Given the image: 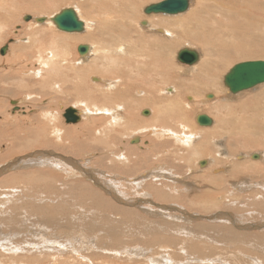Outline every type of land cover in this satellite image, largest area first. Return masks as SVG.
I'll list each match as a JSON object with an SVG mask.
<instances>
[{
  "label": "rangeland",
  "instance_id": "rangeland-1",
  "mask_svg": "<svg viewBox=\"0 0 264 264\" xmlns=\"http://www.w3.org/2000/svg\"><path fill=\"white\" fill-rule=\"evenodd\" d=\"M102 1L103 2H105V1L110 2V4L112 2V0H80V1L79 0H0V16L5 17V18H3V20H0V52H1L2 48H4L5 46H8V50L6 51L5 55H1V53H0V90H5V93H6V94L5 93L0 94V134L3 135V136L0 135V145H1L0 146V148H1L0 149V171L1 172H3L4 170H7L8 166L10 165V163L12 161L19 159V158H22V157L26 158V155L32 154L33 151L34 152H36V151L40 152V149H41V150H43L42 152H48L47 150H44L46 148L43 147L41 144L34 143V141L37 139V136L32 135V134H34V135L37 134L38 131L41 135H44V136H46V134L48 132L49 133L53 132L51 130H48L45 125L40 123L41 122L40 116L45 114L46 112H48L46 114H48V116L51 117L50 118L51 124H52L51 120L53 119V115L55 116L54 119L56 121L53 122L52 127L56 126L57 129L59 128V132L62 131L64 133V131H63L64 129L65 130L80 131L78 129H81L82 127H84L85 125L88 124L86 126V128H83V129L85 131H87L86 129L90 128L88 130V132L95 134L94 137L96 139H93L92 142L94 141L95 144L98 147H100V149H102L103 147L105 148L106 146L108 147L109 144H108L107 140H105L104 137L103 138L100 137L103 135L104 131H98L99 124L97 122L91 121L94 118L106 119L105 117H102L101 115H99V117L96 116V117H89L86 119H82L77 124H67L66 120L64 118L65 111L69 108H74L73 107L74 104L73 103L72 104H65L61 98H54L53 99V97L55 96L56 88L59 87L58 83L59 82L61 83L62 80H63L62 83H65L66 81L68 82L70 80V78L72 77V75H74L73 77L76 79V82L72 85H75V84L77 85L79 77L77 79V77H75V76L77 75V72H78L77 68L80 65L78 64L79 61L76 58L82 57L81 56L82 54L78 51V48L80 46H87V45L90 46L91 44L89 42H82V43H78L75 45L72 43V41L70 39L64 38L66 42L68 41V43L74 45L73 48L71 49V52H70L71 55L69 52L67 53L68 56H70L69 61H71L72 57L74 58V56H75L74 59H76V60L72 59V61L70 62L71 64H69V63H65L64 59L62 57H60V60H61V58L63 59L61 61V62H63L62 64H64L60 68H62V73L64 72V69L66 70L65 71L66 73L65 72L64 73L66 75L68 73L67 76H68L69 80H66L67 78L65 79V74L63 73L64 75L61 78H64L66 81L64 79L60 78L59 79L60 81L58 80V82L55 81V83H54L53 79L50 80V78L54 77V74L51 73V71L53 72L54 67L53 68L50 67V63H49L50 61L48 59L47 53L49 51L52 53L54 52L55 55L56 54L58 55V59H59L60 54L62 55V51H65L64 47L62 46L65 41L62 39H59V38H57V40H53L51 37H49L48 35H46L44 33H39L37 35L34 34V35H32V39H29V37L27 35V33L30 32V28L32 29L34 27V29L35 28H41V29L43 28L44 29L43 32H46V33L52 32L55 35H65V36L69 35V36H73L75 38H79V37L86 35L87 29H85L83 33H65V32L58 30L57 27L53 23H51V24L45 23L43 25H41V24L35 25L34 23H32V21H30V22L25 21V18L27 16H30L32 19L39 18V17L52 18V16L54 17L55 15L59 14L62 11V9L64 10V9H67L68 7H71L74 10H76V8L78 9V11L76 10V13L79 16V19L85 23V25L86 24L90 25V22H95V21L98 22L100 20H102V22H105V21H103V19L107 20V19L113 18V16L111 14H109V12H111V11H106L107 8L103 10L102 9L103 7H102L101 9L95 10L94 8L93 9H91L89 7L83 8L81 6L84 4L85 5L91 4L92 5V4H95L94 2H102ZM162 1H165V0H123L121 2L120 8L122 11L119 8V11L121 13L122 12L123 13H129L130 12V10L128 9V5H131L133 8L132 11H133V15H134V18H133L134 20L128 21L129 30H131V26H132V30H131L132 35H134L137 30H144V32L148 36L153 35L154 33L161 36L160 32H158V33L155 31L150 32L151 31L150 28L144 26L142 23L147 22V23H149V25L151 24L152 26L155 27L154 23L159 18L163 19V20H174V19H178V18H185L188 14H190L196 8V6L198 4V0H191V6H190L189 10L183 14H179V15H175V16L154 15V16L149 17V15H146L144 13V7L146 8L149 5L157 4V3H160ZM201 2L203 4H206V5H209V4L217 5L218 4L217 0H201ZM246 2H247V7L250 9V13L253 15V18H251L252 21L257 22L256 24L253 25V22L251 21V23L248 27L249 29L247 30L248 40H249V42H253L252 38H255V39L257 38L259 40H262V39H264V0H246ZM234 7H236V9H235L236 13L235 14H239V12H237V8L245 10L239 4H235ZM139 8H140V13H137V10ZM191 8H193V10H191ZM80 10H82V11L84 10V11L82 12ZM6 11H7V14H6ZM107 14H109V15L107 16ZM209 17L212 18L213 21L211 19H209ZM0 19H2V18H0ZM144 20H146V21H144ZM220 20H221V16L218 15V13H212V15H207L205 17L204 26L207 29H209L214 25V21L218 23ZM234 20L236 21L237 18H233V19L222 18V21L227 23V24L230 22H234ZM163 26L165 27V25H161L158 28L163 29L164 28ZM224 26H226V25H224ZM104 27H107L105 23H104ZM103 31L105 33L111 32L110 28H104ZM195 32L196 31L194 29H190L188 34H187V37L191 33H195ZM128 33L130 34V31ZM220 33L223 35L222 32H220ZM207 35L210 36V32H207ZM42 37H44V38H42ZM243 37H244V35L238 34L236 37L233 36V39L230 40V42L236 41L234 43V45H235V49L237 52V53L235 52L234 55H232L233 59H231V60L225 61V59H223L224 52L222 51L221 48L213 50V54L215 57V59H214L215 64L216 63L218 64L220 62H223L224 66H226L228 64L226 66V68L224 69V71L221 73V76H223V77H221V84L223 85L224 91L226 90V88L224 87V84H223V78L225 75H227L226 73H228L232 69L231 68L232 66L234 67L238 63L240 64V62L243 63L245 61H259V60L264 61V51H262V50H259V53L257 55H250V56L249 55L248 56L247 55L246 56L241 55V53H244V52L256 51V49L250 43L246 44V45L245 44L239 45V44L243 43V41H241L243 39ZM109 38L111 39V34L109 35ZM105 39H106V42L108 41L107 42L108 44L111 42V41L109 42V40L107 38H105ZM28 40H29V42H28ZM60 40H62L64 42H62ZM212 41H221L222 43H226L225 41L229 42L227 40V38H225V37L212 38ZM55 42H57V43L55 44ZM211 42H208V49L209 50H211ZM15 46L24 47V51L17 50V52L20 53V54H18V56L20 55V57L16 59V62L13 60L9 61L10 54L12 53ZM175 47H176V49L174 50L173 58H172V60L169 59L168 62L171 63L173 66H175L176 70H181L180 71L181 73L178 72L180 79L186 78L189 76V73L187 72V70H189V69L192 70L194 68H197V66H199L203 61H205V59H207V58L209 59V55L207 54V52H208L207 49L205 50V48H203L199 44L190 45V43L187 40H185L182 32H181V41L176 42ZM109 48H110V46H109ZM183 48H188V49L192 48V50L197 51L199 54L201 53L200 54L201 59L195 65H193L194 67L193 66L189 67L188 65L183 66L184 64H181L176 59L178 51H180ZM107 53H108V54H106L107 56L109 55V53H111L110 49H109V51H107ZM84 54H86V53H84ZM13 55H14V53H13ZM110 56H111V54L108 57H110ZM210 58H211V56H210ZM92 59H93V56L90 53L87 57V61L84 63V66H89L90 63H88V64H86V63L92 62L93 61ZM222 59H223V61H222ZM21 61H23V63ZM75 61H76V63H75ZM106 61L102 62L101 64H98V62H96L93 68L96 67L95 69H97V70L94 69L93 71H90V70L85 71L83 73L84 77L80 74L81 78L79 79V81L82 82V84L86 85V86H87V82L89 83L87 86L88 89L86 88L87 91L90 92L89 97L90 96L96 97L98 94L97 92H92V88L89 89L90 84L96 85L95 81H92L91 78H93V77L94 78L96 77L97 79L99 78L98 80H100V82H101L100 83L101 85L99 84V86L101 87L102 90H106V83L104 81V79H105L104 76L111 75L115 78V77L121 75L119 73H123V72L125 73L126 72V67H124L122 65V63H119L116 60H106ZM46 62L49 64V66ZM15 64H17V66H15ZM72 64H73V66L74 65L75 66L73 67ZM43 66H46V69ZM63 66H65L64 69H63ZM71 66H72V68H71ZM81 66H83V65H81ZM224 66H222V68ZM75 67H76V69H75ZM41 69H43L44 71ZM47 70H50V71L48 72ZM55 70L57 72L58 71L60 72L59 68L56 69V67H55L54 71ZM83 70H85V69H83ZM182 70H183V72H182ZM28 71H30V73H31L30 75H29ZM38 71H39V73H40V71H43L40 73L41 77H39V80H38V77L35 76V74H37ZM184 72H185V74H184ZM32 73H34V75ZM32 76H34V78ZM49 76H50V78H49ZM85 77H86V79H85ZM45 78H47V79H45ZM83 78L85 79V82H84ZM143 78L141 77V78H133V79L137 80L138 83L140 84V83L145 82ZM25 79H26V81H25ZM31 79H32V81H31ZM87 79H88V81H87ZM127 79L130 82V79L129 78H127ZM102 81H103V83H102ZM44 83H46L45 84L46 87H45ZM52 83H54V86ZM32 84H33V86H32ZM41 84H43V85H41ZM40 86H43V88L45 87L44 88L45 91H51L52 96H53V94H54V96L50 98V97H40V96L31 95L32 97L31 98L29 97V99H28L26 93L20 95L16 92L19 89L22 90L25 87H27L25 89H26V91L29 90L28 91V93H29L30 91L33 92L34 88L36 90L39 89ZM165 87H167V86L161 85L159 88L161 90H163ZM170 87L172 88L173 84L168 86V88H170ZM262 87L264 88V84H262L258 88H255V89L249 90V91H244V92H241L237 95H231V94H228V92L222 93V95H221V93H217L215 91L205 92L202 95H194L191 93H185V94L178 97L177 105L183 111L192 113L190 116L188 125L190 126L191 129H193V131L195 133H198V132L201 133V130H204L196 122V118L198 115H201V114L202 115H208L209 117L213 118L215 121L214 127L218 126V122L221 118H224L223 115H225V114L221 110H217V112H209L208 108H207V106H209L208 104H211V102H213L215 100H219L218 98L219 97L222 98L224 96L223 94H225L224 97H226L227 95H230L231 98H227V99H221L220 98V100L215 103L216 105H218V106L223 105L225 107H234V106H237L241 103V105L244 108L234 107V109L232 108V110H228V112L231 114V116L232 115H235V116L240 115V116H244V117H249L251 122L258 123L259 121L264 120V112L262 114L258 115L259 111L261 109V106L264 105V89H262ZM151 88L153 89V87H151ZM35 89H34V91H35ZM209 93L212 95L215 94L214 95V97H216L215 100L204 98L205 95H209ZM93 95H95V96H93ZM33 96L35 97V101H34ZM130 96L127 98L130 101L129 107H131L133 112L136 113L138 108L140 107L139 105L142 106V104L144 102L141 103L142 102V99L140 98L141 96L137 95V93L135 95V92L133 94V91L132 92L130 91ZM136 97H137V99H136ZM130 98H132V99H130ZM191 98L194 99V101H193L194 103L191 102V100H190ZM233 98H234V100H232ZM204 99L206 100V102H202L199 105L196 103V102L203 101ZM237 99H239V100H237ZM207 101H208V103H207ZM14 102H17V103L14 104ZM56 102H58V103H56ZM138 103H140V104H138ZM132 105L133 106L136 105V106L133 107ZM15 106L18 107V110H16L17 107H15ZM84 106H85V101H83L79 105L77 104L76 108L77 109L79 108V110L83 111L85 109ZM92 106H93V104H92ZM258 106L260 107V109ZM182 107H184V109ZM92 108H94V106ZM143 112H147V114L149 112V115H145V114H143ZM140 113H141L140 115L142 118L143 117L148 118V117H151L153 115V111L150 107L142 108L140 110ZM124 118H127V116H125ZM46 121H47V119H46ZM46 121L42 120V122H46ZM90 122H92V123H90ZM103 128L104 127L100 128V129H103ZM208 129L209 128H207V130ZM211 129H213V128L211 127ZM64 136H65V134H64ZM134 136H136V137H133V136L128 137V138L124 137L125 139L123 138L124 140L122 141V143L121 142L119 143V145L116 147V150H115V151H117L115 153V156H117V158H114L112 155L110 156V151L108 153V150H106V152L104 153L106 156H104V158H101L102 160H100L101 152L96 151V149L94 151L89 150V152L88 151L85 152L86 150L84 149L85 153L82 152V154L77 156V154H74V152L72 151L73 148H71L70 139H67L66 136H65L66 139L64 141L62 139L61 140L63 142H65L68 146L70 145V147H68L67 150H61L60 148H56V147H48L49 151L51 150L50 152L54 151V152H58V154L62 153L61 154L62 157H65V159H70V160L72 159L73 161L77 162L79 165H82V163H83L82 161L86 160L87 158L89 159L91 157V163H89V161H88L86 164V162H85V164L83 165L84 166L83 168H85V169L87 168L90 170L92 168V170H94L97 173V178L102 182V185L104 184L103 183L104 180L108 183L113 182V179L115 181L117 180L118 183L116 184V188L119 187V190L121 191V193L123 192L124 194H126V196L122 195V197H121V195H120L121 193L118 194V192H116V194L118 196L120 195V197L123 198V200L126 199L125 201H127V204L132 202L129 205H127V204L123 205V204L118 203L117 199L114 196H111L109 194V192H107V191H111L112 188H108L107 191L100 189L99 185L97 186V184L94 182L93 179L88 178V173H89L88 171L83 172L84 170H81L80 168L77 169L78 167H76L75 165H70V162L69 161H68L69 163L66 162L64 158L60 159L58 157L53 158L51 156H46V155L43 156L42 159H45V158L47 159V157H48V159L51 157L50 158L51 160L56 159V162L54 163L55 165H57L56 169H55V167H50L51 166L50 163L47 162L45 164L49 163L48 165H50V166L46 165V167H44V168H41V167H31L30 168V166H29V167H27L28 168L27 169L24 165H20V166H18L20 168H18V167L16 168L17 170L16 169H10L6 173H3L0 176V193H1L0 194L1 195L0 196V238H1L0 239V264H8V263L9 264H21L20 260L22 258H25V257H31L32 259H40L41 258L40 260L36 261V264H38V262H40V261L42 264H43V262H44V264H52V263L53 264H151L150 262H152V261H149V259H148L149 257L152 259L155 258V261L158 262L159 264L163 260H164V262L168 261L167 264H170V263L172 264L174 262H175L174 264H177L178 263L177 261H180L181 259L184 258L183 256L181 258L179 256L180 253L184 252L180 248H183L185 251H187L188 254H190V252H192V249L188 248V246H187L188 243H189V245H191V244H194V243H197L200 241H201V244L207 245L208 247L216 249L219 254L225 253V256L228 255L227 256L228 258L227 257L226 258L230 259L231 261L234 260L233 257L238 256V257H242L243 258L242 260L244 262H246L243 264H264V243L262 242V245H261L262 247L260 246V244H257V243H259L257 238L264 236L263 235L264 234V226H261L264 224V222H263L264 217L262 218L257 213H256L257 214L256 215L255 211H253L251 213L245 209L244 212H242L240 209H238L239 207L238 208L234 207V208H231L229 210H225L223 208H220V209L211 208L210 211H206V210H202L201 207L194 205V202H193V199L195 197L201 196L200 193H202V195L205 193L215 194L218 199L219 198L223 199V202L226 204H241L243 202L246 203L245 201H248V199H252V197L255 198V196L258 197L259 194H260V197H258L257 199H259V200L264 199V193H263L264 192V160L258 161L259 158H257L256 160L255 159L252 160L249 156V155H253L254 153H258V152L264 154V131L260 135H258L256 137H252V140L254 141L253 144H247L244 141H241L240 143H234V142L230 141V144L228 145V143H226L224 141L225 143L223 142L221 147L225 148L227 154L224 155L225 157H221L222 159L220 158V156H219L220 159L217 156L216 158H217L218 162L214 161L213 165L210 168L208 165H206L205 167H200V165L198 164V162H201V160H203V161L208 160L209 161L208 157H200L199 156V158H198V155H194L195 153H192V152H191V154H189L188 157H186V154H187L186 152H184V151L178 152L177 147H181V146H176L175 145L176 143L173 142L174 140L169 139L167 141V145H170V146L174 145V146H172L173 147L172 149L170 148V146H167L165 149H167L166 151H172L171 152L172 155L174 153L173 156H175L178 160L181 161V162H178V160H177L176 161L177 164L175 165L176 168H178V169L180 168L179 171H178V169L174 170L169 166H167V167L165 166V168L164 167L163 168L157 167L159 164L157 166H154L152 164L153 161H151V160H153V158L151 156H148L150 158V163H147V162H149L148 159H144L146 161H144L145 163L143 164V158H142V163H141L140 162L141 157L139 159V157H137V156L140 152H144L145 150H147L149 148L148 147L149 146V140H146L141 135H134ZM15 138H17V140L19 142L16 141ZM135 138L139 139L138 144L141 143L140 145H142L144 148L138 149L139 153L133 154V156H131V154L133 152H130L129 150H127L126 147L132 146L133 144L131 143V140L133 141ZM11 139H14V140H11ZM25 139H27V140H25ZM96 140H97V142H96ZM207 141L211 142V139H209ZM11 143H12V145H11ZM14 143H15V145H14ZM23 143H26V144L31 143V144H33V146L31 148H25V150H24V148L22 149V147L18 148V146L23 145ZM17 144H18V146H17ZM138 144H136V145H138ZM235 144L237 147L235 146ZM240 146H242V147H240ZM188 147H191V146L188 145ZM89 149H93V148H89ZM185 149L187 150V148H185ZM214 149L215 148L213 147V150ZM237 149H239L240 151H238ZM173 150H175V151L173 152ZM91 151H92V153H91ZM247 151H249V152H247ZM134 152L137 153V151H134ZM163 152H165V150H163ZM209 152H211V149H209ZM79 153L80 152L78 151V154ZM175 153L176 154L178 153V155H176ZM22 155H24V156H22ZM184 156H185V159L182 158ZM118 157H119V159H118ZM132 157L134 160L132 159ZM240 157L242 159H240ZM59 159H60V161H59ZM104 159H106L107 162L103 161ZM130 159L133 160V163H132V160H130ZM212 159H214V158H212ZM114 160H117V162L115 163ZM169 160H171V159H169ZM189 161H191L192 163L190 164ZM254 162H256L257 165ZM121 163H122V165H121ZM155 163H160V162L155 161ZM134 164L141 167V168L138 167L139 168L137 170L138 176L135 175L134 177H129V176H126V174H121V167L122 166H126L127 168L132 169L131 167H134ZM142 164L144 165V167L142 166ZM164 164L169 165V162L165 161ZM58 165H60V167H58ZM69 165H70V167H68ZM111 165L114 167L112 173L104 171V169L106 170ZM181 165H182V167H180ZM3 167H7V168L4 169ZM154 169L156 170V172ZM70 170H74L78 175L75 178H71L70 175H66ZM189 170H190V172H189ZM99 173H103L105 176H103ZM44 174L50 175L52 177L51 180H53L55 183H57L58 187L60 189L65 190L63 188V186H61L62 184L68 183V184H75L76 185V183H83V184H86L87 186H89L93 190V192H91V193L98 192L104 199L109 200L114 205L122 207V208H128V207L133 208V210L136 211L135 213L138 214V215H136V217H138V218L140 217L138 219V221L141 222L140 224L143 228L137 229V227L132 226L131 223H129L127 225L125 223H123L124 225L121 224V226H120L119 224L115 223V222H117L118 217L112 216V214H110V212H106L103 210L95 209V211L92 210L90 213L89 212L87 213V211H85V208L80 207V205L78 203V199L74 197L75 194L71 191L72 190L71 188H67V191L65 190L66 192L63 195H62V193L54 194L50 190H48V193L41 194V193H37L35 191V189L33 190L32 187H29V186L23 184L22 183L23 181L21 183H19L21 185H20V188L18 190H12V188H14V187L12 185L7 184L8 181H11V180L20 181L26 177H29V178L42 177L43 178ZM150 174H151V176H150ZM159 174L164 176L163 186L162 187L159 186L160 188L167 187L165 189L170 194L171 193L176 194V195L184 194L186 196L185 199H189L187 201L189 203L191 202L192 206L186 205L183 202L182 203L181 202H175V201L160 202L155 198V196L153 197L151 195V193H150V195H148L147 193H149V192L147 190V186L151 185V184H156V183H154V179L157 180V178H155V177L158 176ZM217 174H219V175H217ZM209 177L210 178L211 177H219L220 179H218V180L220 181V185L215 186V185L207 183L206 179H209ZM135 178L137 180H135ZM132 180H133V183H131ZM202 180H203V182L204 181H206V182L202 183ZM137 183H140V184L143 183V184H141V185L138 184V186L136 187ZM174 185L176 186V188ZM252 186H254V187H252ZM130 188H132V189L130 190ZM136 188H138L139 190H135ZM7 189L8 190L11 189V190L8 191ZM184 189H189V192H191V193H189V192L186 193V191ZM173 190H175V192H173ZM177 191L179 193H177ZM233 191H235V192H233ZM258 192H259V194H258ZM250 193H251V195H250ZM252 193L254 195H252ZM34 194L37 197H35ZM143 194H144V196H143ZM255 194H258V195H255ZM33 197H35V199ZM138 200L143 201V202L145 201V204L144 205L143 204L138 205V203H137ZM32 203H34L35 208L34 207L33 208H31V207L26 208V206H31ZM40 204H41V206H40ZM21 205H23L24 208ZM131 205H134V206H131ZM149 205H151V206H149ZM17 206L21 210L19 213L14 211L15 207H17ZM37 206H38V208H36ZM67 206H68V208H67ZM159 206H165V207H169V208H173V209H178L180 212H174L173 213L170 211H164V210L160 209ZM180 207H183V208H180ZM39 208L42 210H40ZM56 208L57 209L59 208L60 211L63 209L62 211H66L69 214L70 218L68 217V223H69L68 225L65 224V220H62L61 217H58L59 219L56 222H53V220H51V222H49L45 218V216H47V215L52 216V218H53V216L55 215ZM35 209H37L36 210L37 213H36ZM97 211L105 214L107 216V218L106 217L104 218L103 215L99 214ZM222 212L232 214L240 222V223L238 222L236 226L233 225L231 222L230 223L228 222L229 224L228 223H226V224H227L229 229H232L235 232H237L238 234L240 233L241 236L244 235L245 238H247L245 242L242 241L243 244H242V242L237 244V242H232V241L228 240L226 238V236L224 235V231L223 232L219 231V232H214V233L212 232L213 234L209 233L211 238L208 237L209 235L207 233L199 234L198 230L196 229V227H198V225L203 224V225L220 226V225H218V222H216V223H215V221L212 222V220H209V218L207 220H205V218H203V217H212V216H215L217 214H222ZM181 213L186 214L187 217ZM245 214H247V215H245ZM249 214H250V216H249ZM189 216H193V218H190ZM251 216H252V218H251ZM100 217H103V218H100ZM195 219H197V220H195ZM113 221H115V222H113ZM45 222H46V224H44ZM61 222H63V223H61ZM92 222H93V224L91 226ZM128 222H130V221H128ZM112 223H114V224H112ZM219 224H221V223H219ZM114 225H117V226H114ZM157 225H159L160 227ZM84 226H86V227H84ZM123 226H125V227H123ZM126 226L129 228H127ZM172 227H173V229L171 230ZM109 228H111L112 231ZM112 228L116 231H114ZM116 228H118V229H116ZM119 228H121V229H119ZM122 229H123V231H122ZM139 229H141V230L138 231ZM105 230H107V231H105ZM109 230H110V233L108 232ZM147 230H148V232H147ZM194 230H196L197 233ZM124 232H126V233H124ZM68 233H71V236H74V237H71L70 234L68 236ZM116 233H120V234H116ZM131 233H133V234H131ZM115 234H116V236H119V237H114ZM134 234H135V237H134ZM215 234H217V235L215 236ZM176 235L180 237V242L178 241L177 244L172 245V243L169 241V238L172 239ZM63 237H65V240ZM222 237H224L223 240H222ZM153 238H154V242L152 245V243L150 241ZM160 238H161V240L163 239L165 241H163V242L158 241V240H160ZM208 238L210 239V242H212V243L209 242ZM3 239H5V240H3ZM11 240L13 243L11 242ZM81 240H83L84 243H86V241H87V243L89 241L90 242H89V244H84V246H81V245H83ZM138 240H139V242H138ZM155 240H157V241L155 242ZM219 240L221 241V243ZM225 240H227V241H225ZM254 240H257V241H254ZM72 241H73V243H71ZM107 241H109L110 244ZM224 241L228 242L229 244L224 243ZM78 242H80L81 245H79L80 243H78ZM216 242H218V243H216ZM165 243H167L168 245ZM102 244H104V245H102ZM250 244L252 246H250ZM5 245L8 247L7 249H6ZM85 245H87V246H85ZM105 245H107V246L105 247ZM245 245H247V246L249 245L248 246L249 248H247V246H245ZM114 246H117V248ZM230 246H231V248H230ZM107 247H109V248H107ZM3 248H5V249L3 250ZM115 248H116L117 252H116ZM256 248H257V250H256ZM14 249L20 251V253H17L18 254L17 256H16V254L13 253ZM119 249H120V251H119ZM146 249H148V250H146ZM103 250H105V251L103 252ZM106 250L108 252H111V253L108 254V252ZM144 250L148 254L146 252H144ZM150 250H153V251L151 252ZM165 250H166V252H165ZM170 250H172V251H170ZM176 250H177V252H176ZM114 251L116 253H114ZM118 251L120 252V254ZM258 251H260V252H258ZM104 253H106V254H104ZM125 253H126V255H125ZM218 253H216L215 256H221ZM161 254H163V256ZM155 255L157 258L155 257ZM166 256L169 257V260L167 259ZM190 256H191V254H190ZM225 256H224V258H225ZM13 257H15V259ZM179 258H180V260H179ZM214 258H216V257H214ZM5 260H8V261L6 262ZM220 260H221V258H220ZM231 261L227 262V264L230 263ZM235 261H237V260L235 259ZM223 263H224V261H223ZM195 264H198V263L195 262Z\"/></svg>",
  "mask_w": 264,
  "mask_h": 264
},
{
  "label": "bare ground",
  "instance_id": "bare-ground-1",
  "mask_svg": "<svg viewBox=\"0 0 264 264\" xmlns=\"http://www.w3.org/2000/svg\"><path fill=\"white\" fill-rule=\"evenodd\" d=\"M122 1L123 0H112L111 4H110V2H106V1L103 2L102 1V2H94L95 4H92V5L91 4L90 5L89 4L88 5H85V4L84 5H81L83 8L89 7L91 9L94 8L95 10L96 9H101L102 7H103L102 8L103 10L107 8L106 11H111V12H109V14H111L113 16L112 19H107V20L103 19V21H105V22H102V20H100L98 22L97 21L90 22V25H88V24L85 25V23H84V26L86 27L85 29H87V33H86L85 36H82V37H79V38H75V37L69 36V35L68 36H65V35H55L52 32H48V33L43 32L44 31L43 28L42 29L41 28H35L34 29V27L32 29L30 28V32L27 33L29 39H32V35H34V34L37 35L39 33H44V34L48 35L49 37H51L53 40H57V38L62 39L64 41H65L64 38L70 39L72 41V43L75 44V45L78 44V43H82V42H89L91 45L90 46H88V45L85 46L87 48L86 54H84V55L82 54L81 55L82 57L76 58L79 61L78 64L80 66L83 65L81 67L78 66V68H77L78 69V72H77V75L75 76V77H77V79H78V77L80 79L81 78V75L83 76V73L85 71H87V70L93 71L96 68V67L93 68L96 62H98V64H101L102 62H104L106 60H116L117 62L122 63V65L124 67H126V72L125 73L124 72L123 73H119L121 75H119V76H117L115 78L113 76H111V75L104 76L105 77L104 81L106 83V90H102L101 87L99 86V84L101 83L100 80H98L99 78L97 79L96 77L95 78L93 77L91 79H92V81H95V84L96 85H91L90 84L89 85L90 86L89 89L92 88V92H97L98 94H97L96 97H91V96L89 97L90 92L87 91V89H88L87 86H88L89 83L87 82V86L86 85H83L82 82H80L79 79H78L77 85L76 84H75L76 86L75 85H72V84H74L76 82V79L73 77L74 75H72V77L70 76L71 78L69 80V78L67 76L68 73H67V75L65 74L66 73L65 72L66 70L64 69L65 66H63L64 72H65V73L64 72L63 73L65 74V79L67 78L66 80H69V81L67 82L64 78H61L64 75L62 73V68H60V67H62V65H64V64H62L63 62H61V61L64 59V62L65 63L71 64L70 62L72 61V59L73 60H76V59H74L75 58V56H74V58L72 57L71 61H69L70 60V58H69L70 56H68V54H67L68 52L69 53L71 52V49L73 48L74 45L68 43V41L67 42L66 41L64 42L62 40H60V41L64 42L62 46L64 47L65 51H62V55L60 54L59 59H58V55L57 54L55 55L54 52L52 53V52L49 51L47 53L48 59L50 61L49 62L50 63V67H52V68L54 67V69H55V67H56V69H58V68L60 69V72L59 71L57 72L56 70L54 71V69H53V72L51 71V73L54 74V77L50 78V76H49L50 80L53 79L54 83H55V81L58 82V80L60 78L61 79H64L66 81L65 83H62L63 82V80H62L61 83L60 82L58 83L59 84L58 85L59 87L56 88L55 96H54V94H53L54 97L52 96L51 91H45L44 90V88L46 87V85H45L46 83H44V85H45L44 88H43V86H40V88L38 87L39 89L36 90L34 88L35 91L33 89V92L30 91L29 93H28L29 90L26 91V89H25L27 87H25L22 90H20V89L18 91L15 90L20 95L26 93L28 99H29V97L30 98L32 97L31 95H34V96H40V97H50V98L53 97V99L54 98H61L62 101L65 104H72L73 103L74 104L73 107H74V109L78 110V114L80 115L81 120L82 119L89 118V117H96V116L99 117V115H101L102 117H105L106 119H99V118L96 119V118H94L91 121L92 122H97L99 124L98 131H104L103 135L100 136V137L101 138L104 137L105 140H107V142L109 144L108 147L106 146L105 148L103 147L102 149H100V147H98L95 144L94 141L92 142L93 139H96L94 137L95 134L88 132V130L90 128L86 129L87 131H85L83 129V128H86V126L88 124L85 125L84 127H82L81 129H78L81 132L80 131H76V130L73 131V130H65V129L64 130L62 129L64 131V133L62 131L59 132V128L57 129L56 126H53L52 127L53 122L56 121L54 119L55 116L53 115V119L51 120L52 121V124H51V122H50V118L51 117H49L48 114H46L48 112H46L45 114L41 115L42 117L40 116V119H41V122L40 123H42L43 125H45L48 130H51L53 132L52 133H49L48 132L46 134V136H44V135H41L39 133V131H38L37 134H35V135L32 134V135L33 136H37V139L35 141L33 140L34 143L41 144L43 147L46 148L44 150H47L48 152H42L43 150L40 149V152H37V151L34 152L33 151L32 154L26 155V158L22 157V158L16 159V160L12 161L10 163V165L8 164L9 166H8V169L7 170H4L3 172L0 171V176L3 173H6L7 171H9L10 169H16L20 165H24L26 168L29 167V166H30V168L31 167H41V168H44V167H46V165L47 166H50L51 165L50 167H55V169H56L57 165L54 164L56 162V159L55 160H51L50 158L51 157H53V158L58 157L60 159H62V158L65 159V157H62L61 156L62 153H59L58 154V152H54V151H53L54 153L53 152H50L51 150L49 151L48 147H56V148H60L61 150H67L68 147H70V145H71V148H73L72 151L74 152V154H77V156L80 155V154H82V152H84V149L86 150L85 152H87V151L89 152V150H93L94 151L96 149V151H98V152L100 151L101 152L100 160H102L101 158H104V156H106L104 153L106 152V150H108V153L110 151V156L112 155L114 158H117V156H115V153L117 152V151H115L116 150V147L119 145L120 142L122 143V141L125 138L131 137V136L136 137L134 135H141L146 140H149V146H148L149 148L147 150H145L144 152H140V153L138 152V149L144 148L142 145H140L141 143L138 144L139 141L134 144V143H132V140H131V143L133 145L132 146H129V147H126L127 150H129L130 152H133L131 154V156H133V154H138L139 153L137 157H139V159L141 157V161H140L141 163H142V158H143V164L145 163L144 161H146L144 159H148L149 162H147V163H150V158L148 156H151L153 158V160H151V161H153L152 164L154 166H157L159 164L157 167H160V168H163V167L165 168V166L166 167L169 166V167H171L174 170L178 169V168L175 167V165L177 164L176 161L178 159L175 156H173L174 153L172 155V153H171L172 151H166L167 149H165L167 146H170V145H167V141L169 139H173L174 140L173 142L176 143V144L174 143L176 146H181V147H177L178 152L179 151L180 152L181 151L186 152L187 153L186 154V157H188L189 154H191V152L192 153H195L194 155H198V158H199V156L200 157H208L209 161L208 160H206V161L201 160V162H198V164L200 165V167H205L206 165H208L209 168H210L213 165L214 161H217V158H216L217 156H218V158H219V156L221 158V157H225L224 155L227 154L225 148H222L221 147V145H222V143L224 141L226 143H228V145L230 144V141H232L234 143H240L241 141H244L247 144H253L254 141L252 140V137H256V136L260 135L264 131V120L263 119H262L263 121H259L258 123H253V122H251V120H250L249 117H244V116H240V115L239 116H235V115H232L231 116V114L228 112V110H232V108L234 109V107L244 108L241 105V103L239 105H237V106H234V107H225L223 105L218 106L215 103L217 101H219L221 97L218 98L219 100H215V98H216V97H214L215 94L212 95V94L209 93V95H205L204 98L205 99H214L215 101H213V100H212L213 102L210 101L211 104H208L209 106H207L208 111L209 112H217V110H221L225 114V115H223L224 118H221L219 120L217 127H214L215 121L211 117L210 118L212 119L213 124L211 126H209V127L199 125L198 122H197V118H196L197 124L200 127H202V129H204V130H201V133H199V132L198 133H195L193 131V129H191L190 126L188 125L189 124V119H190V116H191L192 113L191 112L183 111L177 105L178 97L181 96V95H183V94H185V93H191V94H194V95H202L205 92L215 91L217 93H221V95H222V93H225V92H228V94H231L229 92V89L224 84V78H225L226 75L223 78V84H224V87L226 88L225 91L223 90V85L221 84V77H223V76H221V73L224 71V69L226 68V66L228 64L226 66L223 65V62H220L218 64L217 63L215 64V61H214L215 57H214V54H213V50L221 48L222 51L224 52L223 59H225V61L233 59L232 55H234V53L236 52L235 45H234V43L236 41L235 42H233V41L230 42V40L233 39V36L236 37L238 34L244 35L243 39L241 40V41H243V43L242 44H239V45H243V44L246 45V44H249L250 43L256 49V51H253V52H244V53H241V55H244V56H246V55L247 56L248 55L249 56L250 55H257L259 53V50L264 51V39L259 40L257 38L256 39L255 38H252L253 39V42H249V40H248L247 30L249 29L248 27H249V25H250V23L252 21L251 18H253V15L250 13V9L247 7L246 0H217V2H218L217 5H211V4L206 5V4H203L201 2V0H198V4H197L196 8L194 10H193V8H191V10H193V11L190 14H188L185 18H178V19H174V20H163V19H160L159 18L154 23L155 24V27L152 26L151 24L149 25V23H147V22H143L142 23L144 26L150 28V30H151L150 32H154V31L157 32V33L160 32L161 33V36L160 35H157L156 33H154L153 35H149L148 36L144 32V30H137L136 33L134 35H132L131 34L132 26H131V30H129L128 21H133L134 20L133 19L134 18V15H133V11H132L133 8H132L131 5H128V9L130 10V12L129 13H123V12L121 13L119 11V8H120V4H121ZM234 3L241 5L242 8H244L245 10H242V9L237 8V12H239V14H235L236 13V10H235L236 7H234V5H235ZM190 6H191V3H190ZM190 6H189V8H190ZM68 8H71V7H68ZM145 9L146 8L144 7V11H145ZM76 10L78 11L77 8H76ZM120 10H121V8H120ZM80 11H82V10H80ZM137 13H140V8L137 10ZM212 13H218V15L221 16V20L218 23L214 21V25L211 28L207 29L204 26L205 17L207 15H212ZM6 14H7V11H6ZM109 14H107V16ZM150 16H154V15H149V17ZM0 18H2L0 20H3V18H5V17L4 16H0ZM40 18L41 19H44V22L43 23H39L38 22L37 19H40ZM52 18H53V16H52ZM222 18H228V19L237 18V20L236 21L234 20V22H230V23L227 24V23H225V22L222 21ZM50 19L51 18H49V17L48 18L47 17H39V18L31 19L30 21H32V23H34L35 25H40V24L43 25L45 23L51 24L52 21ZM209 19H211L213 21L212 18L209 17ZM144 21H146V20H144ZM104 23L106 24L107 27H104ZM256 23L257 22H253V25L256 24ZM161 25H165V27L163 26L164 27L163 29H159L158 27H160ZM224 25H226V26H224ZM104 28H110L111 32L110 33H105L104 32L105 30L103 31ZM190 29H194L196 32L195 33H191L187 37V34H188V32H189ZM129 31H130V34L128 33ZM181 32H182L185 40H187L190 43V45H195V44L201 45L203 48H205V50L207 49V51H208L207 54L209 55V59L208 58L205 59V61H203L199 66H197V68H194V69L191 68L192 70H190V69L187 70V72L189 73V76L186 77V78H182V79H180V76L178 75V72H180L181 70H176L175 66H173L171 63L168 62L169 59L172 60V58H173L174 50L176 49L175 43L181 41ZM207 32H210V36L207 35ZM220 32H222L223 35ZM110 34H111V39L109 38V35ZM217 37H225V38H227V40L229 42L225 41L227 43L226 44V43H222L221 41H212V38H217ZM42 38H44V37H42ZM105 38H107L109 40V42L110 41L111 42L108 44L107 43L108 41L106 42V39ZM28 42H29V40H28ZM208 42H211V50L208 49ZM56 43L57 42H55V44ZM109 46H110V48H109ZM109 49H110V52H111V53H109V55L111 54L110 57H108L109 55L108 56L106 55V54H108L107 51H109ZM17 50L24 51V47H22V46H15L14 49H13V51H12V53L10 54L9 61L10 60H13V61L16 62V59L20 57V55L18 56V54H20V53L17 52ZM78 51H79V48H78ZM13 53H14V55H13ZM90 53L93 56V59H92L93 61L86 63V64L90 63L89 66H84V63L87 61V57H88V55ZM200 54H199V56H200ZM70 55H71V53H70ZM210 56H211V58H210ZM60 57H62L63 59L61 58V60H60ZM176 59H177V56H176ZM200 59H201V57L199 58V60ZM223 59H222V61H223ZM21 62L23 63V61H21ZM245 62H248V61H245ZM75 63H76V61H75ZM15 66H17V64H15ZM48 66H49V64H48ZM72 66H73V64H72ZM72 66H71V68H72ZM183 66H185V65H183ZM222 66H224V67L222 68ZM43 67L46 69V66H43ZM231 68H233V66ZM75 69H76V67H75ZM83 69H85V70H83ZM41 70H43V69H41ZM95 70H97V69H95ZM43 71H40V73L43 72ZM47 71L49 72L50 70H47ZM182 72H183V70H182ZM185 72H184V74H185ZM28 73H29V75L31 74L30 71H28ZM40 73L38 71V73L35 74V76L38 77V80H39V77H41L40 76L41 75ZM32 74L34 75V73H32ZM32 77L34 78V76H32ZM141 77L142 78L144 77L143 78L144 81H145L144 83H140L139 84L137 80L133 79V78H141ZM127 78L130 79V82H129V80ZM26 79H25V81H26ZM45 79H47V78H45ZM85 79H86V77H85ZM85 79L83 78L84 82H85ZM31 81H32V79H31ZM87 81H88V79H87ZM54 83H52L53 86H54ZM102 83H103V81H102ZM171 84H173V87L172 88L171 87L168 88V86L171 85ZM41 85H43V84H41ZM161 85L167 86V87H165L163 90H161L159 88ZM261 85H259V86H261ZM32 86H33V84H32ZM259 86L255 87V88H258ZM151 87H153V89ZM262 89H264V88L262 87ZM251 90H253V89H251ZM130 91L131 92L133 91V94L135 92V95L137 93V95L141 96L140 97L142 99V102L141 103L144 102L142 104V106L139 105L140 107L138 108V110H137L136 113H134L133 110H132V108L129 107L130 106V101L127 98L130 96ZM4 93H5V90H0V94H4ZM223 95L225 96V94H223ZM231 95H233V94H231ZM93 96H95V95H93ZM224 96L221 99L231 98L230 95H227L228 97L227 96L224 97ZM132 98H130V99H132ZM136 99H137V97H136ZM192 99L193 98L190 99L191 102L194 101V99L193 100ZM205 99L203 101L196 102V103L199 105L202 102H206ZM232 100H234V98ZM237 100H239V99H237ZM34 101H35V97H34ZM83 101H85V106H84L85 109L83 111H81V110H79V108L77 109L76 107H77V104L79 105ZM16 103L17 102H14V104H16ZM56 103H58V102H56ZM91 103L93 104L94 108H92L93 106H92ZM207 103H208V101H207ZM138 104H140V103H138ZM17 106H15V107H17ZM134 106H136V105H134ZM147 107H150L152 109L153 115L151 117H148V118H146V117L145 118L144 117L142 118L141 115H140L141 114L140 113V110L142 108H147ZM182 108L184 109V107H182ZM259 109H260V107H259ZM16 110H18V107L16 108ZM263 112H264V105L261 106V109H260L258 115L262 114ZM143 114H145V112H143ZM147 115H149V112H148ZM125 116H127V118H124ZM46 119H47V121H46ZM42 120H45L46 122H42ZM92 122H90V123H92ZM102 127H104V128L103 129H100ZM211 127L213 129H211ZM207 128H209V129L207 130ZM64 134H65V136H66L67 139H70V143L71 144L69 146L65 142H63L66 139L65 136H64ZM1 136H3V135H1ZM15 139H16V141H18L17 138H15ZM135 139H137V138H135ZM209 139H211V142L210 141H207ZM11 140H14V139H11ZM25 140H27V139H25ZM96 142H97V140H96ZM136 144H138V145H136ZM11 145H12V143H11ZM14 145H15V143H14ZM188 145L191 146V147H188ZM17 146H18V144H17ZM32 146H33V144H31V143H28V144L23 143V145H19L18 148L22 147V149L24 148V150H25V148H31ZM172 146H174V145H172ZM172 146H170L171 149L173 148ZM235 146H236V144H235ZM88 147L89 148H93V149H89ZM213 147L215 148L214 150H213ZM240 147H242V146H240ZM185 148H187V150ZM209 149H211V152H209ZM163 150H165V152H163ZM237 150L240 151L239 149H237ZM78 151L80 152L79 154H78ZM134 151H137V153L134 152ZM174 151L175 150H173V152ZM249 151H247V152H249ZM91 153H92V151H91ZM44 155L51 156L49 158L50 160L48 159V157H47V159L46 158L45 159H42ZM176 155H178V153ZM22 156H24V155H22ZM249 156H250V158L252 160H254V159L256 160L257 158L260 159V160L258 159V161L264 160V154L259 153V152L258 153H254L253 155H249ZM182 158L185 159V156L182 157ZM212 158H214V159H212ZM60 159H59V161H60ZM118 159H119V157H118ZM132 159H133V157H132ZM132 159H130V160H132ZM169 159H171V160H169ZM240 159H242V158L240 157ZM133 160H132V163H133ZM65 161L66 162L69 161L70 162V165H75L76 167H78L77 169L80 168L81 170H84L83 172L88 171L89 172L88 173V178L93 179L94 182L97 184V186L99 185V188L100 189L107 191L108 188H112L111 191H107V192H109V194L111 196H114L117 199L118 203L123 204V205L127 204V201H125L126 199L123 200V198H121L122 195L126 196V194H124L123 192L121 193V191L119 190V187L116 188V184L118 183L117 180H116L117 181L116 182L112 178L113 179V182H111V183H108L105 180L104 181L102 180L103 183H104L102 185V182L97 178V173L94 170H92V168H91V170L90 169H87V168L86 169L83 168L84 167L83 165L85 164V162H86V164H87L88 161H89V163H91V157L89 159L87 158L86 160L82 161L83 162L82 165H79L77 162L73 161L72 159L71 160L70 159H65ZM103 161H106V159H104ZM114 161H115V163L117 162V160H114ZM155 161L160 162V163H155ZM165 161H168L169 162V165H165L166 164V163L164 164ZM191 161H189L190 164L192 163ZM47 162H49L50 165H48L49 163L48 164H45ZM178 162H181V161L178 160ZM254 163H256V162H254ZM143 164H142V166L144 167ZM70 165L68 167H70ZM121 165H122V163H121ZM256 165H257V163H256ZM58 167H60V165H58ZM138 167L139 166H137L135 164H134V167H131L132 169H129L126 166H122L121 167V174H126V176H129V177H134L138 173L137 170L139 168H141V167H139V168ZM180 167H182V165ZM3 168L6 169L7 167H3ZM18 168H20V167H18ZM113 169H114V167L111 165L106 170L104 169V171L109 172V173H112L113 172ZM179 170H180V168L178 169V171ZM155 172H156V170H155ZM189 172H190V170H189ZM99 174L105 176L103 173H99ZM66 175H70L71 178H75L78 174L74 170H70ZM217 175H219V174H217ZM150 176H151V174H150ZM51 178L52 177L50 175L44 174L43 178L42 177H36V178L26 177V178H24L23 180H20V181H14V180L8 181L7 184L8 185H12L14 187V188H12V190H18L20 188V185H21L19 183H21L23 181L22 182L23 184H25V185H27L29 187H32L33 190L35 189V191L37 193H41V194L48 193V190H50L54 194L62 193V195H63L67 191V188H71L72 189L71 191L75 194L74 197L78 199V203H79L80 207L85 208V211H87V213L88 212L90 213L92 210L95 211V209H97V210H103V211H106V212H110V214H112V216L118 217L117 222H115V221H113V222L119 224L120 226L123 223H125L126 225L129 224V223H131V225L137 227V229L138 228H143L141 226V224H140L141 222L138 221V219L140 217L139 218L136 217V215H138V214L135 213L136 211L133 210V208H129V207L128 208H122V207L116 206L112 202H110L109 200L104 199L98 192L91 193V192H93V190L89 186H87L86 184H83V183H76V185L75 184H68V183L67 184H62L61 186H63V188L66 190L65 191L63 189H60L58 187V184L55 183L53 180H51ZM155 178H157V180L154 179V183H156V184H151V185H148L147 186V190L149 192V193H147L148 195H150V193H151V195L153 197L155 196V198L158 201H160V202H171V201H175V202H181V203L183 202L186 205H191V202L189 203L187 201L189 199H185L186 196L184 194H179V195L172 194V193L170 194L165 189L167 187H165V188H160L159 187V186H161V187L163 186V182H164V176L163 175H160L159 174ZM218 179H220V178L219 177H211V178L209 177V179H206V180H207V183H209V184H212V185H215V186H219L220 185V181ZM135 180H137V179L135 178ZM204 182H206V181H204ZM204 182L202 180V183H204ZM131 183H133V180H132ZM138 184H140V183H137L136 184V187L138 186ZM141 184H143V183H141ZM254 186H252V187H254ZM175 188H176V186H175ZM131 189L132 188H130V190ZM10 190H8V191H10ZM135 190H139V189L136 188ZM175 190H173V192H175ZM184 190L186 191V193L189 192V189H184ZM116 192H118V194L121 193L120 194L121 197H120V195L118 196L116 194ZM233 192H235V191H233ZM177 193H179V192L177 191ZM189 193H191V192H189ZM200 194H201V196L195 197L193 199V202H194V205H197V206L201 207L202 210L210 211L211 208H218V209L223 208L225 210H229V209L234 208V207H237V208L239 207L238 209H240L242 212H244L245 209L248 210L251 213L253 211H255V214L257 213L262 218L264 217V199H262V200L257 199L258 197H260L259 192H258L259 196L258 197L255 196L256 199L252 197V199H248V201H245L246 203L243 202L241 204H226V203L223 202V199H220V198L218 199L215 194H211V193H205L203 195H202V193H200ZM258 194H255V195H258ZM250 195H251V193H250ZM252 195H254V194L252 193ZM143 196H144V194H143ZM35 197H37V196L35 195ZM35 197H33V198L35 199ZM130 203H132V202H130ZM137 203H138V205L139 204H141V205L143 204L144 205L145 204V201L143 202V201H139L138 200ZM129 204H127V205H129ZM21 206L24 208L23 205H21ZM34 206H35L34 203H32L31 206H26V208H28V207L33 208ZM40 206H41V204H40ZM131 206H134V205H131ZM149 206H151V205H149ZM36 208H38V206ZM67 208H68V206H67ZM159 208L162 209V210H164V211H170V212H173V213L174 212H180L178 209H173V208H169V207H165V206H159ZM180 208H183V207H180ZM36 210L37 209H35V211ZM40 210H42V209H40ZM14 211H16V212L19 213L21 210L17 206V207H15ZM61 211L59 210V208L58 209L56 208L55 215L53 216V218H52V216H49V215L45 216V218L49 222H51V220H53V222H56L59 219L58 217H61L62 220H65V224L68 225L69 224L68 223L69 214L66 211H62V212ZM36 213H37V211H36ZM98 213L99 214H102L104 218L105 217L107 218V216L105 214L100 213V212H98ZM181 214H183V215H185L187 217L186 214H184V213H181ZM245 215H247V214H245ZM249 216H250V214H249ZM103 217H100V218H103ZM189 217L190 218H193V216H189ZM203 218H205V220H207L209 218V220H212V222L215 221V223L218 222V225H220V226L203 225V224L202 225H198V227H196V229L198 230L199 234H205V233H207L209 235V233L211 234L212 232L214 233V232H219V231H222L223 232L224 231V235L226 236V238L228 240L232 241V242H237V244H238V243H241L242 241H244V242L246 241L247 238H245L244 235H243L244 236L243 237V236H241L240 233L238 234L234 230L228 228V226H227L226 223H228V222L230 223L231 222L233 225L236 226L237 223L239 222L238 219L236 217H234L232 214H230V213H223L222 212V214H217V215L212 216V217H203ZM251 218H252V216H251ZM195 220H197V219H195ZM128 221H130V222H128ZM93 222L91 223V226H92ZM61 223H63V222H61ZM219 223H221V224H219ZM44 224H46V222ZM112 224H114V223H112ZM114 226H117V225H114ZM157 226H159V225H157ZM261 226H264V224L261 225ZM84 227H86V226H84ZM123 227H125V226H123ZM127 228H129V227H127ZM109 229L111 230V228H109ZM116 229H118V228H116ZM119 229H121V228H119ZM172 229H173V227L171 228V230ZM110 230L108 231L109 233H110ZM140 230L141 229H139L138 231H140ZM105 231H107V230H105ZM114 231H116V230H114ZM122 231H123V229H122ZM194 231L196 232V230H194ZM126 232H124V233H126ZM147 232H148V230H147ZM71 233H68V236H69V234L71 236ZM116 234H120V233H116ZM116 234H115L114 237H119V236H116ZM131 234H133V233H131ZM216 235L217 234H215V236ZM71 237H74V236H71ZM134 237H135V234H134ZM208 237H210V235ZM224 237H222V240L224 239ZM63 238L65 240V237H63ZM257 239L259 241V243H257V244H260V246H261L262 245V242L264 243V236L263 237H260V238H257ZM3 240H5V239H3ZM81 241H82L83 245H81V243L78 242V243H80L79 245H81V246H84V244H89V242H90L89 241L87 243V241H86V243H84L83 240H81ZM156 241L157 240H155V242ZM158 241H162L163 242L165 240H163V239L161 240V238H160V240H158ZM169 241L172 243V245L173 244H177L178 241L180 242V237L176 235L172 239L169 238ZM225 241H227V240H225ZM225 241H224V243H228V242H225ZM254 241H257V240H254ZM11 242H12V240H11ZM107 242L110 244L109 241H107ZM138 242H139V240H138ZM150 242L153 245L154 238ZM209 242H210V239H209ZM218 242H216V243H218ZM71 243H73V241ZM210 243H212V242H210ZM220 243H221V241H220ZM165 244H167V243H165ZM242 244H243V242H242ZM251 244H250V246H252ZM102 245H104V244H102ZM85 246H87V245H85ZM106 246L107 245H105V247ZM187 246H188L189 249H192V252H190L191 256L183 248H180L184 252L183 253H180L179 256H180V258L182 256L184 258L181 259V260L179 258L180 261H177L178 262L177 264H184V263L185 264H195V262L198 263V264H227V262L231 261L230 259H227L228 258L227 257L228 255L225 256V253H223L224 255L222 253L219 254L216 249L211 248V247H208L207 245L201 244V241L200 242H197V243H194V244H191V245H189V243H188ZM245 246H247V245H245ZM248 246H247V248H249ZM109 247H107V248H109ZM114 247L117 248V246H114ZM7 248L8 247L6 246V249ZM116 248H115V250H116ZM230 248H231V246H230ZM4 249L5 248H3V250ZM146 250H148V249H146ZM256 250H257V248H256ZM13 251H14L13 253L16 254V256L18 255L17 253H20V251L15 250V249ZM104 251L105 250H103V252ZM119 251H120V249H119ZM150 251L152 252L153 250H150ZM170 251H172V250H170ZM116 252H117V250H116ZM116 252L114 251V253H116ZM144 252H146V251L144 250ZM165 252H166V250H165ZM176 252H177V250H176ZM258 252H260V251H258ZM109 253H111V252H108V254ZM216 253H218L221 256H215ZM104 254H106V253H104ZM119 254H120V252H119ZM125 255H126V253H125ZM161 255L163 256V254H161ZM224 256H225V258H224ZM155 257H156V255H155ZM214 257H216V258H214ZM13 258L15 259V257H13ZM220 258H221V260H220ZM233 258H234V260H232L228 264H243V263H246V262H244L242 260L243 259L242 257H238L237 256V257H233ZM40 259H32L31 257H25V258H22L20 260V263L21 264H36V261L37 260H40ZM148 259H149V261H152V262H150L151 264H159L158 262L155 261V258L152 259V258L149 257ZM167 259L169 260V257H167ZM235 259L237 261H235ZM5 261L7 262L8 260H5ZM223 261H224V263H223ZM167 262L168 261H165L164 262V260H163V261L160 262V264H167ZM174 263H172V264H174ZM38 264H42L41 261L38 262ZM43 264H44V262H43Z\"/></svg>",
  "mask_w": 264,
  "mask_h": 264
},
{
  "label": "water",
  "instance_id": "water-1",
  "mask_svg": "<svg viewBox=\"0 0 264 264\" xmlns=\"http://www.w3.org/2000/svg\"><path fill=\"white\" fill-rule=\"evenodd\" d=\"M191 0H165L157 4H152L146 7L144 13L146 15H168L175 16L188 11ZM32 18L27 16L26 22ZM39 23H43L44 19H37ZM36 20V21H37ZM58 30L66 33H83L85 26L84 22L79 19L76 10L72 8L64 9L59 14L50 19ZM8 46L1 49V55H5ZM85 46L79 47L81 54L86 53ZM197 51L183 48L177 54V60L181 64L193 66L199 61ZM224 84L233 95L254 89L255 87L264 84V61H248L235 65L225 76ZM147 115V112H145ZM64 118L67 124H77L81 121L78 110L69 108L65 111ZM197 122L201 126L209 127L213 121L207 115H199ZM139 139H135L132 143H137Z\"/></svg>",
  "mask_w": 264,
  "mask_h": 264
}]
</instances>
